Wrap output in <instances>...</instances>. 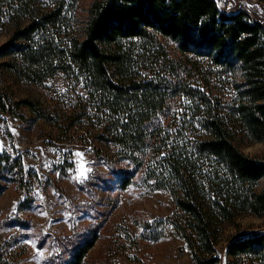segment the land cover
<instances>
[{
    "label": "trees",
    "instance_id": "obj_1",
    "mask_svg": "<svg viewBox=\"0 0 264 264\" xmlns=\"http://www.w3.org/2000/svg\"><path fill=\"white\" fill-rule=\"evenodd\" d=\"M70 7L68 0L10 6L18 14L0 46V113L28 107L64 135L92 125L108 146L97 156L121 188L145 177L172 193L176 210L158 225L183 237L197 263L218 264L228 242V264H264V229L226 234L244 212L264 216V157L241 145L264 141V24L217 0H93L79 34ZM8 71L40 84L62 72L76 102L72 96L62 113L13 100L2 86ZM236 73L241 80H227ZM9 173L24 185L32 175L2 154L0 180ZM98 237L93 230L66 264H82Z\"/></svg>",
    "mask_w": 264,
    "mask_h": 264
},
{
    "label": "rangeland",
    "instance_id": "obj_2",
    "mask_svg": "<svg viewBox=\"0 0 264 264\" xmlns=\"http://www.w3.org/2000/svg\"><path fill=\"white\" fill-rule=\"evenodd\" d=\"M240 1L228 0V4L234 8ZM15 2L0 0V46L13 30L18 12L10 6ZM68 2L71 25L80 34L93 0ZM244 2L264 24V0ZM168 46L173 57L180 56L175 43ZM227 80H241L240 73ZM2 86L13 100L35 99L51 108H62V113L70 110L72 96L76 102V91L70 90L62 72L40 84L8 71ZM15 109L0 113V155L21 160L25 173L33 176L25 185L12 180L11 173L0 180V264H66L73 248L90 238L93 230L99 237L82 264H199L187 241L174 229L165 228L161 233L163 227L158 222L176 210L172 193L155 187L153 179L145 177H136L130 186L121 188L97 156L96 148H108L94 137L97 129L85 124L64 135L30 108ZM241 145L245 152L264 157V141L244 139ZM77 151L84 154L86 167L91 168L82 182L75 178ZM237 222V226L227 227L228 236L264 229V216L249 212L242 213ZM148 223H155L158 233L150 235ZM227 244L220 246L218 264L233 259L226 254Z\"/></svg>",
    "mask_w": 264,
    "mask_h": 264
},
{
    "label": "snow or ice",
    "instance_id": "obj_3",
    "mask_svg": "<svg viewBox=\"0 0 264 264\" xmlns=\"http://www.w3.org/2000/svg\"><path fill=\"white\" fill-rule=\"evenodd\" d=\"M0 149H2V145H0ZM75 157L77 158V166L75 169L76 179L81 181L87 178V174L91 171L90 167H86L87 161L84 159V154L82 152H75Z\"/></svg>",
    "mask_w": 264,
    "mask_h": 264
},
{
    "label": "built area",
    "instance_id": "obj_4",
    "mask_svg": "<svg viewBox=\"0 0 264 264\" xmlns=\"http://www.w3.org/2000/svg\"><path fill=\"white\" fill-rule=\"evenodd\" d=\"M244 1L245 0L240 1V4L238 5V7H243L244 10H247L248 12H250L253 15V13L250 11L251 9L249 10L248 4H246ZM220 3L224 4V6L226 7L227 10L231 9L232 4H228V0H220ZM225 4H227V6Z\"/></svg>",
    "mask_w": 264,
    "mask_h": 264
},
{
    "label": "bare ground",
    "instance_id": "obj_5",
    "mask_svg": "<svg viewBox=\"0 0 264 264\" xmlns=\"http://www.w3.org/2000/svg\"><path fill=\"white\" fill-rule=\"evenodd\" d=\"M217 1H218V2H219V4H220V8L225 10V9H226V7L224 6V4H221V3H220V0H217Z\"/></svg>",
    "mask_w": 264,
    "mask_h": 264
}]
</instances>
